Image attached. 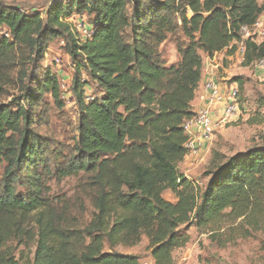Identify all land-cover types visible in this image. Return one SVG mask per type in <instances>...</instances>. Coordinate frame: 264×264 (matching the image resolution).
<instances>
[{
	"label": "trees",
	"instance_id": "16d2710c",
	"mask_svg": "<svg viewBox=\"0 0 264 264\" xmlns=\"http://www.w3.org/2000/svg\"><path fill=\"white\" fill-rule=\"evenodd\" d=\"M74 15L88 21L80 39L68 23ZM259 19L264 32V0H53L44 16L0 3V89L14 75L23 104H0V264H139L114 249L142 237L153 264H174L189 239L183 226L211 237L238 221L258 228L264 146L225 159L202 187L178 166L203 58L232 56L243 42L245 64L264 59V41L242 39ZM169 37L179 59L167 66L160 46ZM57 38L75 63L70 145L37 129L47 123L46 96L64 107L56 76L35 79ZM72 176L82 177L78 206L50 196V180ZM82 199L91 210L84 224Z\"/></svg>",
	"mask_w": 264,
	"mask_h": 264
},
{
	"label": "rangeland",
	"instance_id": "374dc122",
	"mask_svg": "<svg viewBox=\"0 0 264 264\" xmlns=\"http://www.w3.org/2000/svg\"><path fill=\"white\" fill-rule=\"evenodd\" d=\"M52 1L0 0V3L16 6L26 12L33 9L44 16ZM259 21L262 20L259 19ZM87 22V18L80 15H74L68 20L75 38L80 39L88 35ZM176 37L186 42L181 33H178ZM246 38H251L253 42L260 44L264 41V33L260 27H252L242 32V39ZM66 44L67 41L63 38L49 42L47 53L39 64L35 79L40 80L45 72L56 76L60 84V99L64 104V107L57 111L49 96L44 98L50 105V110L46 125L37 126L39 133L52 136L61 144L70 145L75 135L77 117L71 92L75 63L66 52ZM238 45L239 43L236 44L237 49ZM160 52L167 66L175 64L179 59L175 37H169L160 46ZM221 55V58L217 60L223 69L216 76V84H221L222 88L228 89L233 85V78L239 79V82L233 85L238 92L236 99L238 110L232 118L216 128L210 140L205 143L197 156L189 160L190 166L184 170L189 179L201 187L206 183L205 174L225 159L245 152L251 147L264 146V67L260 68L256 60L245 64L244 56L241 57L237 50L231 59H224L223 56H228L226 51H223ZM86 94L91 95V92L86 89ZM19 97V85L14 75H11V79L0 89V104L9 105L15 109L18 105H23L18 100ZM219 111L220 113L215 116L216 121H219L221 116V108ZM3 169L4 164H1L0 178ZM81 180V176H72L60 181L50 180L48 182L50 196L57 200L65 199L71 206H78L77 199L80 200L78 189ZM162 196L169 202L175 200L169 191L164 192ZM80 203L85 206V212L80 217V223L84 224L89 220L91 210L87 200L82 199ZM180 231L189 239L184 247L172 253L174 264H264V222L258 228L252 229L238 221L235 224L225 225L213 237L211 234L197 231L192 224L181 227ZM114 251L136 256L139 264H153L145 237H142L139 244L134 247L118 246Z\"/></svg>",
	"mask_w": 264,
	"mask_h": 264
},
{
	"label": "built area",
	"instance_id": "2783aa9c",
	"mask_svg": "<svg viewBox=\"0 0 264 264\" xmlns=\"http://www.w3.org/2000/svg\"><path fill=\"white\" fill-rule=\"evenodd\" d=\"M253 27H260L263 32L262 21L258 20ZM245 30L247 29H243V31ZM237 53L241 57L244 56L245 46L243 42L239 43ZM257 65L263 68L264 59L257 61ZM205 88L208 91L205 106L195 112L193 118L187 120L183 125L184 132L188 137L185 144L186 156H197L203 144L213 136L216 128L232 118L238 110L237 89L235 87L223 89L214 81H209ZM220 108L221 116L219 121H216L213 114Z\"/></svg>",
	"mask_w": 264,
	"mask_h": 264
},
{
	"label": "crops",
	"instance_id": "0c3cea01",
	"mask_svg": "<svg viewBox=\"0 0 264 264\" xmlns=\"http://www.w3.org/2000/svg\"><path fill=\"white\" fill-rule=\"evenodd\" d=\"M221 53L220 54H215L212 58H203V66H202V71H201V78L198 84V87L195 91L194 99L191 102V110L193 113L197 112L199 109L205 106L206 103V97L208 94L207 89L205 88V85L209 81H214L216 83V76L220 74V70L223 69L220 64H218L219 57L221 58ZM225 57L224 59H231L232 56H223ZM222 80V79H221ZM236 85V84H233ZM232 85V86H233ZM219 87L222 88L221 84H218ZM231 86V87H232ZM226 89V88H223ZM220 113V111H216L213 114V118L215 119L216 114ZM207 143V142H205ZM205 143L203 144V147L205 146ZM193 156H186L184 160L179 164L178 168L183 175L189 179V177L185 174L184 170L190 166L189 160L192 159Z\"/></svg>",
	"mask_w": 264,
	"mask_h": 264
}]
</instances>
